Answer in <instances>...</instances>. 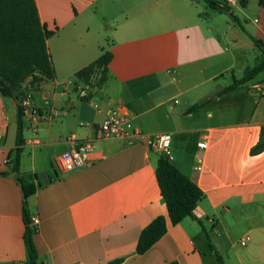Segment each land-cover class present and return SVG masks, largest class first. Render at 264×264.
<instances>
[{
    "label": "crops",
    "instance_id": "crops-1",
    "mask_svg": "<svg viewBox=\"0 0 264 264\" xmlns=\"http://www.w3.org/2000/svg\"><path fill=\"white\" fill-rule=\"evenodd\" d=\"M34 2L52 32L46 48L53 66L51 79L35 87L30 78L24 82L43 118L35 131L24 123L19 166V175L36 186L27 210L39 221L37 264H218L215 253L223 264H264V148L251 152L264 144V68L230 92L221 93L232 84H218L236 63L242 73L232 80H239L252 68L244 63L254 65L260 56L253 40L264 46V0H239L235 11L245 25L234 11L237 0L228 6L233 18L210 9L231 21L224 33L196 8L197 0ZM103 53L111 59L100 85L96 76L89 84L76 78ZM79 89L87 98H78ZM119 107L142 134L170 135L169 162L203 192L193 212L210 225L202 249L190 231L196 221L171 226L167 219L165 235L135 253L143 228L157 216L167 218L155 176L159 155L143 141L97 140L89 166L57 169L66 138L92 139L94 126ZM52 110L57 117L50 118ZM226 114L235 117L224 121ZM15 121L12 103L0 96V172H8ZM203 140L206 149H198ZM233 231L240 232L235 242ZM23 233L20 188L11 174L0 176V264L26 263Z\"/></svg>",
    "mask_w": 264,
    "mask_h": 264
},
{
    "label": "trees",
    "instance_id": "trees-1",
    "mask_svg": "<svg viewBox=\"0 0 264 264\" xmlns=\"http://www.w3.org/2000/svg\"><path fill=\"white\" fill-rule=\"evenodd\" d=\"M209 9L229 12L226 4H218L211 0H205ZM245 0H241L244 3ZM262 2V0H260ZM52 32L40 23L34 0H0V96L10 101L13 91L18 89L28 79L35 87L42 80L51 79L53 66L46 48V40ZM254 45L260 51L252 68L245 70L243 76L233 81L232 85L222 90L227 93L236 86L251 80L264 68V46L262 42L253 40ZM111 59L109 53H103L90 65L79 70L75 76L77 79L89 84L96 76L95 84L98 86L104 81L106 66ZM207 101L191 106L187 111L196 110ZM18 109L16 123L15 148L12 149L6 158L8 172H0V176L11 174L18 184L22 194V220L24 224L23 244L26 250L27 261L25 264H37L38 255L34 246L33 236L36 227L31 224L27 210V199L36 192V186L31 179L19 175L21 146L23 143L22 130L24 121ZM264 136V128L262 129ZM264 144H258L252 149V153L261 151ZM155 176L159 187L160 195L166 208L167 218L157 216L140 232L135 253L142 255L146 253L160 238L167 232V219L171 226L178 224L184 218H190L199 222L193 212L203 197V192L192 183L186 176L179 172L168 159L159 157ZM218 264H223L222 258L215 253ZM122 259L111 261L107 264H120Z\"/></svg>",
    "mask_w": 264,
    "mask_h": 264
},
{
    "label": "built area",
    "instance_id": "built-area-1",
    "mask_svg": "<svg viewBox=\"0 0 264 264\" xmlns=\"http://www.w3.org/2000/svg\"><path fill=\"white\" fill-rule=\"evenodd\" d=\"M236 0H223V3L231 6ZM70 85V83H69ZM261 91H264V84L261 85ZM261 97L264 99V92ZM18 106L24 123L33 131L36 130V124L43 119L38 106L33 100V91L29 83H23L17 93ZM78 98H87L84 89L78 90ZM44 105H48V100L44 99ZM50 118L58 116V112L52 110ZM82 125V124H81ZM94 136L89 140H78L70 135L66 138L68 148L59 154L56 160V167L60 172L69 173L76 169L89 166L91 164L90 155L94 150V142L103 139H119L126 140L130 143L143 141L147 147L156 152L159 157L168 159L171 157L170 142L171 137L168 134L146 136L136 128L123 108L119 107L108 112L106 118L94 126ZM207 142L203 140L197 144L198 149H206ZM202 164L199 161L195 167L196 171H201ZM39 223L37 217L31 218V224L37 226ZM248 240L245 237L240 245H245Z\"/></svg>",
    "mask_w": 264,
    "mask_h": 264
},
{
    "label": "rangeland",
    "instance_id": "rangeland-1",
    "mask_svg": "<svg viewBox=\"0 0 264 264\" xmlns=\"http://www.w3.org/2000/svg\"><path fill=\"white\" fill-rule=\"evenodd\" d=\"M217 2H220V0H215ZM240 5H239V0H237L236 2V7H234V11H235V8H239ZM196 8L201 11V13L205 12L206 14H208L209 16V19L215 24L216 28L218 27L222 33H224L226 31V28L225 26L227 24H230L231 25V21L229 20V18L226 16L225 13H215V12H212L208 7H207V3H205L204 0H197V3H196ZM236 12V11H235ZM237 14V17L238 19L240 20L241 24L245 25L246 24V21L244 20V18L238 14ZM252 18V17H251ZM254 53L251 54V56L253 55ZM254 61V60H253ZM253 61L249 59L248 62H245L244 65H243V68H247V67H253ZM255 64V63H254ZM241 66L242 65H238L236 63V65L233 67L232 71H229L227 72L223 77H220L218 79V84L221 86V87H225V86H228L230 84H232L233 80H232V76L238 78L241 76V73L242 71L240 70L241 69ZM235 117V114H226L224 116H222V120L224 121H230L231 119H233ZM13 128V125L11 123V130ZM154 152V151H153ZM156 154V152H154ZM49 167V165H48ZM189 219H187L186 222H188ZM201 224H196L195 225V229L194 230H190L192 234L194 233H197L199 235V238L197 240V243L198 245H200V249L201 246H204V244L206 243L205 241V234L206 233H209L210 232V225L207 223V220L206 219H201L200 220ZM239 234L240 232L237 231V232H232V242H235V239L239 238ZM204 251L205 253H207L205 250H202Z\"/></svg>",
    "mask_w": 264,
    "mask_h": 264
},
{
    "label": "water",
    "instance_id": "water-1",
    "mask_svg": "<svg viewBox=\"0 0 264 264\" xmlns=\"http://www.w3.org/2000/svg\"><path fill=\"white\" fill-rule=\"evenodd\" d=\"M13 97L12 99L10 100V102L12 103V106L14 108V111H15V118L16 120L18 119V109H17V106H18V98H17V94H16V91H13L12 93ZM27 179V178H26Z\"/></svg>",
    "mask_w": 264,
    "mask_h": 264
}]
</instances>
